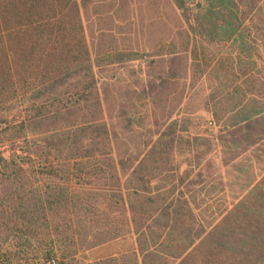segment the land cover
<instances>
[{
    "label": "trees",
    "instance_id": "16d2710c",
    "mask_svg": "<svg viewBox=\"0 0 264 264\" xmlns=\"http://www.w3.org/2000/svg\"><path fill=\"white\" fill-rule=\"evenodd\" d=\"M175 1L195 11L201 34L225 42L245 31L258 0ZM9 99L23 115L8 121L0 140L9 147L7 155L0 149V232L22 242L0 246V264H21L32 250L38 260L55 253L65 259L76 253V235L94 245L130 241L137 264H182L197 251L204 259L231 253L238 264H264V176L210 231L198 233L181 228L178 210L146 207L154 203L150 194L136 201L124 192L78 0H0V101ZM263 111L251 105L238 120ZM65 113V125L56 126L53 119ZM61 162L69 167L59 174ZM100 179L106 182L97 185Z\"/></svg>",
    "mask_w": 264,
    "mask_h": 264
},
{
    "label": "rangeland",
    "instance_id": "374dc122",
    "mask_svg": "<svg viewBox=\"0 0 264 264\" xmlns=\"http://www.w3.org/2000/svg\"><path fill=\"white\" fill-rule=\"evenodd\" d=\"M78 2L100 115L113 138L124 192L136 201L153 196L154 203L145 205L152 211L178 210L182 229L210 231L264 176V111L238 120L251 105L264 108V0L257 1L238 39L225 42L201 34L195 11L185 13L175 0ZM241 37L252 55L243 51ZM21 106L0 101V140L7 139L8 121L23 115ZM211 118L216 128L209 125ZM53 122L65 125L67 114ZM8 148L0 146L6 155ZM56 166L59 174L69 167ZM141 178L149 193L140 189ZM215 231L212 242L219 237ZM10 240L0 232L4 249L22 242L19 235ZM89 240L76 235L75 254L52 257L58 264H137L130 241L94 245ZM34 253L21 264H48ZM238 263L231 253L204 259L197 251L182 264Z\"/></svg>",
    "mask_w": 264,
    "mask_h": 264
},
{
    "label": "built area",
    "instance_id": "2783aa9c",
    "mask_svg": "<svg viewBox=\"0 0 264 264\" xmlns=\"http://www.w3.org/2000/svg\"><path fill=\"white\" fill-rule=\"evenodd\" d=\"M209 125L212 127V128H216L217 127V123H216V120L214 118H211L209 120ZM48 264H56V261L55 259H51Z\"/></svg>",
    "mask_w": 264,
    "mask_h": 264
}]
</instances>
